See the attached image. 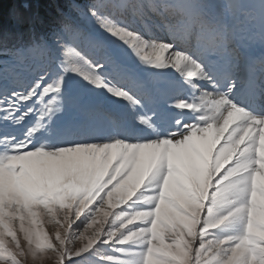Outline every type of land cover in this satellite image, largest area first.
<instances>
[{"label": "rangeland", "instance_id": "rangeland-1", "mask_svg": "<svg viewBox=\"0 0 264 264\" xmlns=\"http://www.w3.org/2000/svg\"><path fill=\"white\" fill-rule=\"evenodd\" d=\"M201 1L194 20L175 0L89 10L93 50L55 36L77 111L47 69L4 65L0 264H264V138L240 148L218 86L243 82L244 44L263 51L264 0Z\"/></svg>", "mask_w": 264, "mask_h": 264}, {"label": "trees", "instance_id": "trees-1", "mask_svg": "<svg viewBox=\"0 0 264 264\" xmlns=\"http://www.w3.org/2000/svg\"><path fill=\"white\" fill-rule=\"evenodd\" d=\"M167 1L169 0H0V78L2 68L11 56L18 58L21 64L20 74L29 84L42 77L45 74L43 70L47 69L45 72H49L51 79L63 80L54 100L59 97L65 104H69L68 109L77 111L78 101L75 100L79 94L69 89L58 66L61 59L57 55H52L54 37H62L81 47L85 44L89 50H93L103 43L96 35L80 27V23L86 20L89 10L100 11L99 13L110 11L114 15H122L133 12L136 2L164 6ZM175 2L181 14L190 12L192 20L204 17L203 1L175 0ZM210 4L208 5L211 6ZM12 81L13 79H8L7 87L0 83V97L11 96L12 90L16 88ZM9 112L13 110L6 105L0 106V126L12 123L8 121Z\"/></svg>", "mask_w": 264, "mask_h": 264}, {"label": "bare ground", "instance_id": "bare-ground-1", "mask_svg": "<svg viewBox=\"0 0 264 264\" xmlns=\"http://www.w3.org/2000/svg\"><path fill=\"white\" fill-rule=\"evenodd\" d=\"M243 48V82L234 85L233 81L229 78V75L225 79H218V86L226 89L225 98L222 99L226 102L228 101L227 103L231 106V109L242 117V120L236 124L238 129L239 146L253 144L264 138V81L261 82V80L257 81L256 79L262 69L261 65H264V49L262 52L260 51L261 53H259V55L251 57L252 52L247 50V48H250L246 47V44L243 45ZM217 88L219 89V87ZM229 89L239 90V98H234L232 96L233 92ZM217 126L210 127L212 129L211 134H213L214 137L220 136L219 134L222 126Z\"/></svg>", "mask_w": 264, "mask_h": 264}]
</instances>
